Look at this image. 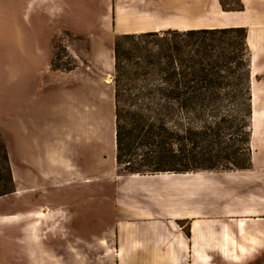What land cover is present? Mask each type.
Instances as JSON below:
<instances>
[{
	"label": "crops",
	"instance_id": "obj_1",
	"mask_svg": "<svg viewBox=\"0 0 264 264\" xmlns=\"http://www.w3.org/2000/svg\"><path fill=\"white\" fill-rule=\"evenodd\" d=\"M27 1L22 0L18 7L14 5L10 10L0 8V47L6 28L14 31L19 40L15 41L18 51L25 59L31 49L29 43L34 42L38 73L52 77V40L36 38L37 41H26L23 25L33 29V20L42 24L45 16L52 31L54 25L64 23L63 26L68 28L80 17L70 0H40L43 1V13L36 12L35 16L31 14L30 4L26 6ZM37 1L33 0V3ZM238 2L239 8L224 9L221 0H216L220 11L233 15L226 20L214 21L208 16L212 13L210 0H201L200 10L206 12L207 21L197 25V0H97L98 6L104 10L99 11L96 20L86 28L91 31L110 28L115 34H139L170 29L243 27L247 30L246 41L253 70L257 59L258 74H253V77L260 76L253 83L252 97L255 98L256 85L264 100V0ZM119 9L126 16L124 28L118 25ZM10 16L11 23H6ZM94 37L91 34L89 41H94ZM96 38L102 41L106 36L98 35ZM0 58V72H3L4 54L2 57L0 54ZM12 60L15 77L20 65L15 56ZM90 62H94L91 57ZM72 73L79 75V67ZM81 74L82 81L75 86L83 96L80 102L74 100L82 108L76 119L80 133L72 134L69 141L70 132H56L46 144L45 153H38L33 161L25 164L28 172L33 174L37 170V173L46 175L45 184L59 189L62 194L76 189H98L100 183L92 182V179L102 173L112 180L111 191L105 197V202L109 203L93 207L97 216L91 214L80 219L85 223L92 219L90 217H97L106 223L98 236L99 243L106 242L102 245L112 252L114 264H264V103L257 107L262 114L257 121L256 108L252 110L249 168L122 174L117 165L115 130L111 136L112 153L101 157L100 84L95 85L94 76L86 72L90 81L85 85L84 72ZM108 77L109 80L111 75ZM102 159L111 160L115 166L102 168ZM13 171L14 175L18 172L15 164ZM67 208L51 207L46 210V216L48 219L64 217L67 222L80 221L78 218L74 220ZM102 209L103 214H100ZM34 211L0 214V264H37L36 234L32 222L36 216ZM84 223L68 227L76 230L92 227Z\"/></svg>",
	"mask_w": 264,
	"mask_h": 264
},
{
	"label": "rangeland",
	"instance_id": "obj_2",
	"mask_svg": "<svg viewBox=\"0 0 264 264\" xmlns=\"http://www.w3.org/2000/svg\"><path fill=\"white\" fill-rule=\"evenodd\" d=\"M21 1L0 0V8L10 10L14 5L18 7ZM70 1L80 17L79 21H72L70 27L66 28L63 26L64 23H61V25H54L53 30L50 31L45 16L42 24L36 19L33 20V29L23 25V30L27 34L26 41H37L36 38H40L41 41L52 40L50 59L52 77L48 74L40 75L38 73L39 63L34 59V42L29 43L31 49L25 59L18 51V44L15 41L19 40L14 31L8 28L4 30L3 45L0 47V54L1 57L4 54L3 63L5 64L4 71L0 72V193H3L1 190L4 184H8L10 190L7 194L0 196V214L36 210L34 211L36 216L32 222L36 234L37 264H114L112 252L108 250L107 246H104L106 242L101 241L104 245L99 243L98 236L106 225L103 220L90 217L92 219L85 221L92 226L89 230H83V228L76 230L68 227L71 224L84 223L80 219L83 216L97 214V211L92 209L99 203L101 206L104 203L106 205L109 203L105 202V197L111 191L112 180L102 173L92 179V182L100 183L101 186L98 189H76L70 191L69 194H62L59 189H52L45 184L46 175L37 173V170L33 174L28 172V167L25 164L28 161H33L38 153H45L46 144L56 132L62 130L70 132L69 141L72 139V134L80 133L81 129L77 125L76 119L82 108L74 100L77 99L80 102L83 96L80 94L78 86H75L82 81V72L85 76V85L90 81L86 72L94 76L95 85L98 82L100 84L101 157L103 158L105 154L110 155L113 151L111 136L117 128V100L115 97L117 87L123 93L120 103L123 110V124L126 127L124 130L126 141L128 142V41L133 40H128V37L124 36L125 34H115L110 28L94 31L86 28L87 24L96 20L99 11L104 10L103 7L98 6L97 0ZM221 1L226 9H235L239 6L238 0ZM26 4V6L30 4L32 15L35 16L36 12H38L37 14L43 13V1L38 0L33 3V0H28ZM11 21L10 16L5 22L11 23ZM91 34L95 35L94 41H89ZM98 35H105L106 38L97 41ZM118 41L122 44L119 73L116 69L115 57V47ZM12 56L17 58V63L20 65V71L15 77ZM90 57L93 59V63L90 62ZM0 61H2L1 58ZM112 62H114L113 67L111 66ZM78 67L81 73L79 75L72 73ZM65 73L68 75L65 76ZM61 74L63 76L60 78ZM108 75H111L112 78L110 83L107 82ZM248 76L250 77L248 85L250 83L252 93L253 83L259 80L260 76L253 77L251 63ZM225 89L231 91L232 87ZM254 100L255 98L252 97V110L255 108ZM185 113V111L179 110L175 122L169 125L176 137L173 142L174 153L183 160L182 163L193 165L196 160L199 162V158L204 157L208 159L205 163L216 165L215 170L236 169L235 165L223 158L226 147L228 144H232L227 135L235 134V130L226 128L230 123H221L225 128H222L218 141L212 146L206 147L205 144L195 146L187 138L190 128L193 133L196 131V119L188 118ZM147 128L145 129L147 130ZM137 141V154L132 158L128 155L124 156L123 163L118 166V171L122 174H127L126 169L130 167L128 166L129 159L132 160V166L135 167L146 160L145 152L148 148L140 144L141 138H138ZM5 152L8 154V162L5 160ZM249 154L251 155V144L245 157L248 158ZM13 164L18 170L16 175H14ZM113 166L115 164L111 160L102 159V168L112 169ZM9 168L13 177L12 183L7 181ZM153 169L141 168L143 174H151ZM105 183L106 186H104ZM17 187L20 188L19 191ZM62 206L65 208L68 206V214L74 220L78 218L80 221L67 222L63 220L64 217L60 216L54 219L47 218L46 210L51 207L59 209ZM100 214H103V209Z\"/></svg>",
	"mask_w": 264,
	"mask_h": 264
},
{
	"label": "trees",
	"instance_id": "obj_3",
	"mask_svg": "<svg viewBox=\"0 0 264 264\" xmlns=\"http://www.w3.org/2000/svg\"><path fill=\"white\" fill-rule=\"evenodd\" d=\"M124 36L133 41H128V142L120 103L123 93L119 87L115 95L118 166L124 156L132 158L137 154L136 144L141 138L140 144L148 148L146 160L135 167L129 159L127 174H143L142 167L154 168L151 173L215 170L214 163H205L207 158L188 165L174 153L176 137L169 125L182 110L188 118L196 119V131L193 133L190 128L187 138L195 146L215 144L225 128L221 123L229 122L226 128L235 130V134L227 135L232 144L226 147L223 158L236 169L249 168L251 157L245 156L250 150L252 93L248 85L247 30L243 27L170 29ZM121 49L118 41L115 47L118 73ZM226 87L232 90L226 91ZM5 160L9 161L7 152ZM8 174L7 181L12 183L10 168ZM9 190L8 184L2 185L0 196Z\"/></svg>",
	"mask_w": 264,
	"mask_h": 264
},
{
	"label": "bare ground",
	"instance_id": "obj_4",
	"mask_svg": "<svg viewBox=\"0 0 264 264\" xmlns=\"http://www.w3.org/2000/svg\"><path fill=\"white\" fill-rule=\"evenodd\" d=\"M211 4H212V13L209 14L208 16H211L212 20L214 21H219V20H222V19H228L231 15H233V13H229L227 11H220L218 8H217V3H216V0H210ZM200 3H201V0H197V15H196V23L197 25H202L203 23H205V21H207V19H205L206 17V12H202V10H200ZM126 20V16L123 12V10L119 9L118 10V25H119V28H124V22ZM210 21V20H209ZM252 42V41H251ZM256 64H257V59H255L254 61V70H253V74L256 75L258 74V70H257V67H256ZM112 78L110 77V79L108 80L109 82H111ZM254 95H255V121L258 120V118L260 116H262V114H260L258 110V106L260 103H264V100L261 99V95H262V92L259 88H257V86L255 85V88H254ZM251 119H254V112L252 114V117Z\"/></svg>",
	"mask_w": 264,
	"mask_h": 264
}]
</instances>
